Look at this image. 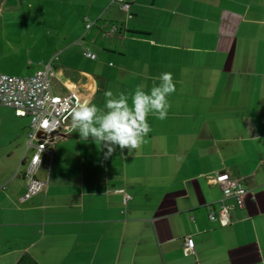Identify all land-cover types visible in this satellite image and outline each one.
<instances>
[{"label": "crops", "instance_id": "0c3cea01", "mask_svg": "<svg viewBox=\"0 0 264 264\" xmlns=\"http://www.w3.org/2000/svg\"><path fill=\"white\" fill-rule=\"evenodd\" d=\"M53 1L67 24L50 43L54 93L104 108L105 90L150 92L162 72L176 91L131 152L108 155L70 119L38 168L46 191L28 201L30 118L0 106V264H264V0H128V12L113 0ZM23 50L0 41V72L32 75L43 60ZM223 172L244 189L240 209L213 183ZM221 203L227 226L208 218Z\"/></svg>", "mask_w": 264, "mask_h": 264}, {"label": "built area", "instance_id": "2783aa9c", "mask_svg": "<svg viewBox=\"0 0 264 264\" xmlns=\"http://www.w3.org/2000/svg\"><path fill=\"white\" fill-rule=\"evenodd\" d=\"M120 9L128 12L130 1L113 0ZM131 17V15H128ZM93 23H87L88 30ZM115 31V28H113ZM84 56L94 60L95 54L88 49L83 52ZM58 54L53 55L46 63L29 76H9L0 72V106L10 108L17 117L30 118L27 132V149L32 154L24 173V192L22 200L28 201L43 193L47 189V181L37 178V171L43 157H53L55 146L62 134L69 130L71 110L80 106L78 97L74 93L56 94L52 89V79L55 76V63ZM213 183L220 188L223 200L230 199L235 207L242 208L244 205V189L236 180L226 173H218L213 177ZM123 196V204L131 199L130 195L123 190H116ZM211 222H218L221 226L230 224V208L220 204L218 211L211 210L208 214ZM195 243L192 238H186L183 252L186 256L194 254Z\"/></svg>", "mask_w": 264, "mask_h": 264}, {"label": "clouds", "instance_id": "9594fccd", "mask_svg": "<svg viewBox=\"0 0 264 264\" xmlns=\"http://www.w3.org/2000/svg\"><path fill=\"white\" fill-rule=\"evenodd\" d=\"M155 81L159 83L154 82L150 92H146L143 85H138L131 94L114 95L111 90H105L104 108L94 104L72 108L71 128L79 133L81 140L91 137L107 148L108 155L117 147L129 152L138 149L152 131L148 115L166 119L170 107L167 97L176 91L171 72H162Z\"/></svg>", "mask_w": 264, "mask_h": 264}, {"label": "rangeland", "instance_id": "374dc122", "mask_svg": "<svg viewBox=\"0 0 264 264\" xmlns=\"http://www.w3.org/2000/svg\"><path fill=\"white\" fill-rule=\"evenodd\" d=\"M52 2L0 0V41L6 40L12 47H22L23 53L33 52V58L47 62L54 55L50 44L52 38L67 25L61 17L63 7ZM43 62L39 63V67Z\"/></svg>", "mask_w": 264, "mask_h": 264}, {"label": "trees", "instance_id": "16d2710c", "mask_svg": "<svg viewBox=\"0 0 264 264\" xmlns=\"http://www.w3.org/2000/svg\"><path fill=\"white\" fill-rule=\"evenodd\" d=\"M17 264H35L32 259L28 257H22Z\"/></svg>", "mask_w": 264, "mask_h": 264}]
</instances>
